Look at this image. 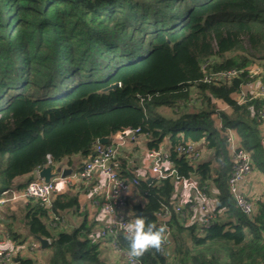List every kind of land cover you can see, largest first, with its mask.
I'll list each match as a JSON object with an SVG mask.
<instances>
[{"label":"trees","instance_id":"16d2710c","mask_svg":"<svg viewBox=\"0 0 264 264\" xmlns=\"http://www.w3.org/2000/svg\"><path fill=\"white\" fill-rule=\"evenodd\" d=\"M227 70L237 75L223 78ZM262 84L264 0H0V223L19 248L12 263L45 264L35 254L42 236L50 239L46 264H111L110 237L97 236L86 215L71 231L52 225L53 215L81 209L77 185L51 209L12 195L49 156L68 165L79 156L78 173L99 139L112 144L141 128L147 147L165 144L179 175L205 187L217 217L202 225L200 212L177 215L175 176L148 182L150 171L140 176L119 157L123 176L139 179V200L124 212L136 234L120 231L121 246L143 264H264V197L247 196V215L228 187L230 130L264 173V96L252 92ZM187 141L208 158L179 155L175 146Z\"/></svg>","mask_w":264,"mask_h":264},{"label":"built area","instance_id":"2783aa9c","mask_svg":"<svg viewBox=\"0 0 264 264\" xmlns=\"http://www.w3.org/2000/svg\"><path fill=\"white\" fill-rule=\"evenodd\" d=\"M221 74L223 78L231 79L237 75V71L227 70ZM252 92L257 95L261 93L264 96V85H260L258 90L256 87ZM244 95L245 92H242V96ZM262 118H264V113L262 114ZM141 137H143L141 128H130L118 133L112 144L105 145L98 140L94 147V153L84 162L83 170L78 173L73 172L67 177L70 182L79 181L85 183L89 187L90 193L93 194L94 203L99 205L108 214L110 219L100 227L98 236L101 238L110 237L112 248L121 254L125 264L143 263L132 251L123 248L119 241L120 231L130 236L136 234L133 226L135 220L123 214L122 211L131 200V192L139 184L137 177L128 178L120 172L119 148L121 146L132 143L136 148L144 152L148 158L152 175H158L159 177L175 176L185 198L183 202H176L174 204L177 215L187 217L197 207L200 210L198 217L200 224L210 225L217 217V214L213 211L210 203L211 200L205 187H199V184L193 179L181 177L178 171L173 168L171 161L172 150L166 147L165 144H162L159 148H149L142 144ZM228 146L232 161V171L228 179V187L237 205L244 213L250 215L253 212V204L242 191L241 182L253 172L252 156L250 152L240 148L231 130L229 131ZM262 146L264 150V140H262ZM175 150L179 155L197 161L203 154L204 146L201 143L187 141L178 143L175 146ZM51 162L52 158L49 156L48 163ZM56 178H52L50 182H45L42 178L33 180L23 191L13 192L12 199L36 198L41 201L43 206L51 209L52 203L58 193ZM190 193L196 198V201L193 203L187 198ZM0 202L3 203L4 199L0 200ZM170 216L171 211L168 206H164L158 213L160 220L165 221ZM53 219L58 220L55 215H53ZM52 225L54 224L52 223ZM7 242L13 243L10 241L8 234L3 233L0 235V264H13L12 258L19 251V248L16 246L9 247Z\"/></svg>","mask_w":264,"mask_h":264},{"label":"crops","instance_id":"0c3cea01","mask_svg":"<svg viewBox=\"0 0 264 264\" xmlns=\"http://www.w3.org/2000/svg\"><path fill=\"white\" fill-rule=\"evenodd\" d=\"M252 86H253V88H255V84ZM261 131H262V140H264V122L261 125ZM140 139L143 142L142 144L146 145L147 139H146L145 135H143V137H141ZM119 151H120L119 157L123 158V160L126 161L129 169H132V168L134 169L133 170L134 173L136 172L138 175L140 174V176H141V175H144L146 173V170L150 171L149 161H148L147 156L145 155L144 152L137 150V148L134 144L130 143V144H126L124 146H121L119 148ZM72 160H73L72 165H68V159H65L59 163H54L52 161L51 163H47L45 166H53L55 168H57L58 166H62V168H64V169L71 168L72 166L77 168V163L79 162V156H74L72 158ZM41 169H39L37 172H35V174H34L35 180L38 178H41L39 176V172ZM123 170L124 169H123V165H122V168L120 169L121 174H124ZM29 176H30V174L24 175V176L18 178L17 181L24 182V181H26V179L29 178ZM133 177H136V175ZM149 178H151V181H152L153 175H152L151 171H150V175L148 176L147 179H149ZM56 179H57L56 184H57V189H58L57 195L62 193V192H65L67 190H70V188H68L69 184L70 185H77V189H73V190L75 192L76 191L79 192L78 194H79V200L81 203V209L79 211L70 210V211L63 212L61 217L55 215L58 218V220H54L53 224L54 225L58 224L59 229H60V227H62V229L63 228H75V227L79 226L82 223V221L84 220V218H86V216H87L88 217L87 219L91 223H95V225H96L95 233L98 236L100 227L103 226L105 223H107L110 218H109L108 214H106L101 209V207H99V205H96L94 203V197H93V194L90 193L89 187L85 183H82L79 181L70 182L67 177L58 176ZM80 185L84 186V189H81V191H80V188H82V187ZM241 189L246 196L250 197L253 200L263 198L264 197V173H262L261 171H259L257 169L256 170L254 169V171L251 174H249L248 176H246L244 178V180L241 182ZM135 192H136V189H134L131 192L130 196H131V201L136 200V202H137L139 200V197L136 196ZM184 199H185L184 193H183V191L180 190V186L178 185L176 188L175 203L176 202H183ZM16 200H18V203H22L21 198H17ZM129 207H132V206H129ZM129 207H128V209H129ZM128 209L127 208L124 209L122 211L123 214H124V212H127ZM192 212H194V210ZM192 212H190V213H192ZM2 227H3V225L0 223V233L7 234L4 232V229ZM12 244L7 242V245H9V247L15 246ZM48 245H46V247ZM104 247H105L104 248L105 249L104 250V256L106 257V259L111 264H125L121 254L116 252L112 248V246L109 242L105 243ZM45 248H42L41 244L36 245V253L35 254L39 255L38 254L39 252L44 251V254L49 256L50 252L45 251ZM45 264H46V262H45Z\"/></svg>","mask_w":264,"mask_h":264},{"label":"water","instance_id":"95a60500","mask_svg":"<svg viewBox=\"0 0 264 264\" xmlns=\"http://www.w3.org/2000/svg\"><path fill=\"white\" fill-rule=\"evenodd\" d=\"M117 86H119V83H115L108 87L107 89H115ZM99 142L101 143H108L109 138L103 137L99 139ZM75 167L72 166L71 168L64 169L62 166H58L57 168L53 166H44L40 172L39 176L44 179L45 182H50L52 178L57 177L58 175H61V177H67L71 175L74 171ZM148 182H151V178L148 179ZM36 239L41 243L42 248H45L46 245L49 244V239L44 238L42 236H36Z\"/></svg>","mask_w":264,"mask_h":264},{"label":"rangeland","instance_id":"374dc122","mask_svg":"<svg viewBox=\"0 0 264 264\" xmlns=\"http://www.w3.org/2000/svg\"><path fill=\"white\" fill-rule=\"evenodd\" d=\"M207 158H208V153H207V150L204 149L201 158L198 159L197 161H202V162H203V161H205ZM190 196L192 197V193H190V194L187 196V198L190 199V198H189ZM210 203H211V205H213V200H211ZM5 204L8 205V203H5ZM194 210H195L196 213H198V212L200 211L199 208H197V207H196ZM191 221H192L191 218H188V223L191 222ZM133 226L136 227V224L133 223ZM59 230H63V231H71L72 228H63V229H62V227H60ZM46 248H47V247H46ZM46 248H45V249H46ZM45 251H46V250H45ZM38 254H39V255H38V258H40L41 261H43V262L48 261L49 256H47L46 254H44V251L39 252Z\"/></svg>","mask_w":264,"mask_h":264},{"label":"bare ground","instance_id":"6f19581e","mask_svg":"<svg viewBox=\"0 0 264 264\" xmlns=\"http://www.w3.org/2000/svg\"><path fill=\"white\" fill-rule=\"evenodd\" d=\"M58 176H61V175H58ZM58 176H57V177H58ZM67 177H68V176H67ZM39 244H41V243L39 242Z\"/></svg>","mask_w":264,"mask_h":264},{"label":"clouds","instance_id":"9594fccd","mask_svg":"<svg viewBox=\"0 0 264 264\" xmlns=\"http://www.w3.org/2000/svg\"><path fill=\"white\" fill-rule=\"evenodd\" d=\"M50 240V239H49Z\"/></svg>","mask_w":264,"mask_h":264}]
</instances>
